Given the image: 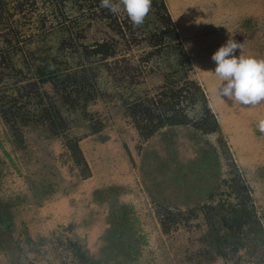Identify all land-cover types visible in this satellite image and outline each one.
Here are the masks:
<instances>
[{
	"label": "rangeland",
	"instance_id": "obj_1",
	"mask_svg": "<svg viewBox=\"0 0 264 264\" xmlns=\"http://www.w3.org/2000/svg\"><path fill=\"white\" fill-rule=\"evenodd\" d=\"M161 2L164 10H150L141 26L128 20L132 27L120 29L125 12L114 15L100 0H0L4 99L17 90L20 101L29 96V69L44 55L61 61V71L84 67L87 81L75 89L96 93L83 109L67 110L49 82L36 84L43 103L52 101L65 119L60 135L40 123L12 131L0 111V264H264V134L257 129L264 103L222 100L210 72L230 35L242 55L264 58V0ZM165 15L176 38L159 41ZM99 41L112 55H82ZM190 81L217 131L203 130L197 102L183 110L188 123L142 136L128 106ZM73 141L86 168L68 149ZM236 175L259 227L244 226L240 246L219 255L208 245L206 216L235 200L229 181ZM215 216L212 233L223 229Z\"/></svg>",
	"mask_w": 264,
	"mask_h": 264
},
{
	"label": "trees",
	"instance_id": "obj_2",
	"mask_svg": "<svg viewBox=\"0 0 264 264\" xmlns=\"http://www.w3.org/2000/svg\"><path fill=\"white\" fill-rule=\"evenodd\" d=\"M152 9H154L156 13L160 10H164L161 0H152L151 10ZM128 20L131 22L125 12V17H122V19L118 21L120 29L121 23L128 28L132 27V24L128 23ZM160 20L164 25H161L156 32V40L160 41L166 37L174 40L176 38V32L170 23V18L165 15L160 17ZM159 41L155 44L159 45ZM110 46V43H107L106 41L95 42L90 45L88 50L85 49L82 52V55L85 57L99 56L101 58H106L112 55ZM178 48V50L181 51L182 48L180 46H178ZM53 58L54 57H51L50 55H44L36 65L30 67L29 70L34 77V81H32L33 86L30 91H28L29 93L25 92L24 96L29 95L25 100L20 101L23 95H20L18 90L15 91V95L5 96V99L1 93V118L6 124L10 123L9 128L12 131L17 130L18 128L21 129V126H25L26 124L40 123L47 130V134L60 135L64 132L66 128L65 119L61 116L59 110L52 101L43 103L42 96H40L38 86L36 85L37 83L43 84L49 82L54 92L60 97V105L64 106L67 110H74L79 106L83 109L84 104L96 96L95 92L87 91V93H84V91H80L79 88L77 90L75 89L76 83L82 84L87 81L84 79V67H81V69L76 72L61 71L62 69H60V67L58 68L61 61H55ZM0 63H3V57L0 59ZM188 83L193 90L189 95H187L189 86L185 85L184 87L175 89L170 88L163 91L156 98L139 100L128 106L130 107L128 108V114L134 119L135 127L142 136L148 137L165 125L171 126L188 123L189 119L186 117L183 110L185 106L191 107L197 102L201 104V107L205 112V117L201 119L202 124L206 125V128L203 130L217 131L218 126L206 106L204 96L200 92L198 86L194 81ZM30 98L31 101H29ZM27 104H32V107L34 108L31 110V113H29L26 108ZM16 123H19L20 126L15 127ZM15 135L20 137L18 133ZM68 144L70 143L68 142ZM68 149L76 159V163H80L86 168V165L81 161L80 156L75 157V154L73 153L77 150L76 141H73L68 145ZM229 182V192L233 195L235 200L231 202L226 201L224 204H220V212L214 209L211 215L206 216V221L210 225V230L213 229L211 222L215 215L214 218H216L217 222H220V225L223 228L221 231H217L220 232L218 234L216 230H214L215 233H212L209 230L207 236L208 245L219 255H224L223 248L226 246L232 247V251H235L238 246H240L242 241L240 233H242L241 230L244 226L250 225V230L255 228L254 232H257L256 229L259 227L253 209L246 201L248 199L246 183H244L239 175L231 177ZM207 208H209V213L210 207ZM115 213L116 212H113V214ZM112 217V221L116 223L119 222L115 216ZM253 224H255L256 227L251 228ZM74 254H77L76 256L78 259L84 263L85 259L83 252H80L78 249Z\"/></svg>",
	"mask_w": 264,
	"mask_h": 264
},
{
	"label": "clouds",
	"instance_id": "obj_3",
	"mask_svg": "<svg viewBox=\"0 0 264 264\" xmlns=\"http://www.w3.org/2000/svg\"><path fill=\"white\" fill-rule=\"evenodd\" d=\"M152 0H100V7L112 14L126 12L135 27L141 26L148 16ZM243 44L232 35L218 48L211 59L215 62L214 71H210L217 83L216 95L231 104L254 107L264 103V58L241 54ZM239 50L240 54L236 55ZM257 129L264 134V119H260Z\"/></svg>",
	"mask_w": 264,
	"mask_h": 264
}]
</instances>
